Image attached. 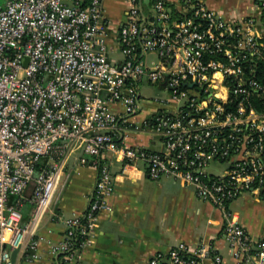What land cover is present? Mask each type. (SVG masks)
<instances>
[{"label": "built area", "instance_id": "2783aa9c", "mask_svg": "<svg viewBox=\"0 0 264 264\" xmlns=\"http://www.w3.org/2000/svg\"><path fill=\"white\" fill-rule=\"evenodd\" d=\"M129 1L115 46L104 0H0V264H16L17 248L16 261L40 259L41 229L72 155L97 169V182L82 215L55 214L66 230L48 241L54 255L69 260L92 245L118 160L193 188L222 211L234 264H264V239L231 210L243 195L264 199V0H256L259 16L236 19L205 0ZM144 87L168 96L137 119ZM131 130L163 150L128 145ZM25 203L33 209L23 222ZM148 264L224 260L202 240Z\"/></svg>", "mask_w": 264, "mask_h": 264}, {"label": "crops", "instance_id": "0c3cea01", "mask_svg": "<svg viewBox=\"0 0 264 264\" xmlns=\"http://www.w3.org/2000/svg\"><path fill=\"white\" fill-rule=\"evenodd\" d=\"M168 1L176 3L178 0ZM205 1L210 9L227 19L260 15L256 0ZM129 8V0H104L111 45L116 46V34ZM142 104L144 109L143 100ZM159 108L144 112L142 109L137 119L149 117ZM126 135L128 145L163 150V144L145 132L131 130ZM110 168L115 192L107 198V206L99 214L92 245L67 260L64 254L51 253L48 242L58 243L65 234L66 227L55 214L82 215L96 186L97 169L79 164L77 155H72L67 161L63 186L56 194L52 211L41 229L40 259L17 260L16 264H148L157 252H167L180 243L195 247L202 240L216 248L224 264H234L223 233L226 220L222 211L200 199L193 188L173 178L151 179L148 166L142 162L126 166L112 160ZM32 209L30 203L24 204L23 222L29 220ZM231 210L253 238L264 239L263 198L243 195L231 204Z\"/></svg>", "mask_w": 264, "mask_h": 264}, {"label": "rangeland", "instance_id": "374dc122", "mask_svg": "<svg viewBox=\"0 0 264 264\" xmlns=\"http://www.w3.org/2000/svg\"><path fill=\"white\" fill-rule=\"evenodd\" d=\"M145 1H147V0H145ZM146 4H147V2H146ZM147 8H148V11H150V12L152 11L151 7L149 5H147ZM150 59H151L152 62H154L155 57L151 56ZM143 91H144V94H148L149 95V99L142 98L143 103H144L143 112L144 111H153V110L158 109L159 107H161L160 102H159L158 99H160L161 97L168 96L167 92H164V91H161V90L158 91L157 87H150L149 89L144 87ZM172 105H174V104H172ZM210 170H212L214 172H217V171L221 170V167L220 166H212L210 168Z\"/></svg>", "mask_w": 264, "mask_h": 264}, {"label": "water", "instance_id": "95a60500", "mask_svg": "<svg viewBox=\"0 0 264 264\" xmlns=\"http://www.w3.org/2000/svg\"><path fill=\"white\" fill-rule=\"evenodd\" d=\"M191 86H192V84H191ZM18 251H19V249L17 248V249H14L13 252H12V261H13V263L16 262Z\"/></svg>", "mask_w": 264, "mask_h": 264}, {"label": "trees", "instance_id": "16d2710c", "mask_svg": "<svg viewBox=\"0 0 264 264\" xmlns=\"http://www.w3.org/2000/svg\"><path fill=\"white\" fill-rule=\"evenodd\" d=\"M260 66H261V68H260V76L264 77V63H260Z\"/></svg>", "mask_w": 264, "mask_h": 264}]
</instances>
